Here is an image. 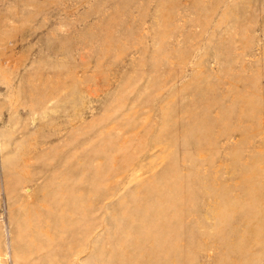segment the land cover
Listing matches in <instances>:
<instances>
[{
  "label": "rangeland",
  "instance_id": "374dc122",
  "mask_svg": "<svg viewBox=\"0 0 264 264\" xmlns=\"http://www.w3.org/2000/svg\"><path fill=\"white\" fill-rule=\"evenodd\" d=\"M0 264H264V0H0Z\"/></svg>",
  "mask_w": 264,
  "mask_h": 264
}]
</instances>
